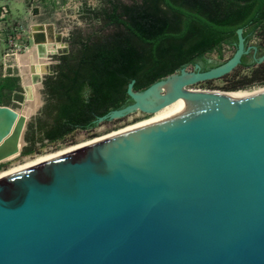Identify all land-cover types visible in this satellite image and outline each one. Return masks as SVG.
I'll use <instances>...</instances> for the list:
<instances>
[{"label":"water","instance_id":"1","mask_svg":"<svg viewBox=\"0 0 264 264\" xmlns=\"http://www.w3.org/2000/svg\"><path fill=\"white\" fill-rule=\"evenodd\" d=\"M235 34L227 61L131 80V103L93 124L191 101L178 113L0 177V264H264V91L191 88L241 64ZM26 122L0 105V163L21 155Z\"/></svg>","mask_w":264,"mask_h":264},{"label":"trees","instance_id":"2","mask_svg":"<svg viewBox=\"0 0 264 264\" xmlns=\"http://www.w3.org/2000/svg\"><path fill=\"white\" fill-rule=\"evenodd\" d=\"M100 14L106 33L78 37L55 58L43 82L44 119L27 129L29 147L21 155L36 143L89 131L97 117L130 104L131 80L140 91L197 61L206 63L207 54L222 58L223 45L235 47L238 28L246 45L264 22V0H133ZM256 67L251 79L264 72V62Z\"/></svg>","mask_w":264,"mask_h":264},{"label":"rangeland","instance_id":"3","mask_svg":"<svg viewBox=\"0 0 264 264\" xmlns=\"http://www.w3.org/2000/svg\"><path fill=\"white\" fill-rule=\"evenodd\" d=\"M133 0H0V7L8 10L9 19H0V105L14 111L21 112L29 104L26 98L24 82L30 80L28 64H18L17 56L26 54L34 44L47 41L53 51L44 58L45 72L41 75L37 85L34 84L33 96L38 97L40 106L27 118L23 134L24 145L22 151L29 147L25 136L29 126H35L37 118L44 119L42 109L46 96L42 82L51 74V67L56 64L55 58L69 48V45L78 37H94L103 35L107 29L103 28L101 18L102 10H110L119 4H131ZM248 56L244 64L237 66L232 72L220 79L198 83L192 86L195 90H217L221 92L237 90H252L264 87V72L258 79H251V71L256 69V64L264 62V22L246 43ZM253 48L256 51H253ZM235 47L223 45L222 58L216 52L205 56L204 62L197 66L208 68L218 66L227 61L233 54ZM186 71H193L186 67ZM263 78V79H262ZM24 81V82H23ZM151 115L140 112L131 113L120 119H112L95 125L89 131L76 129L55 142L36 143L31 147L28 155H19L11 161L0 163V171L8 169L11 165L21 164L27 158L52 152L64 146L74 145L81 141L103 136L112 131L133 125L145 120Z\"/></svg>","mask_w":264,"mask_h":264},{"label":"bare ground","instance_id":"4","mask_svg":"<svg viewBox=\"0 0 264 264\" xmlns=\"http://www.w3.org/2000/svg\"><path fill=\"white\" fill-rule=\"evenodd\" d=\"M53 51V47L52 45H50L47 41L45 42H41L38 44H34L33 48L31 50H29L26 54L21 55V56H17V62L18 64H23L26 62L28 65V69L30 71V80H28L27 82H24L23 85L25 87L26 90V98L29 101V104L26 108H24L21 112H18V115H23L26 118H28L30 115L34 114V112L37 110V108L40 106V101L38 99L37 96H33V91H34V84L37 85L38 80L40 79L41 75L44 74L45 72V64H44V58L45 56ZM175 78L168 80L166 83L160 85L158 87V90L160 91H168L172 84L174 83ZM264 91V87H259L256 89H252V90H239V91H227L222 93L223 95L226 96H231V97H244V96H250L253 94H257L260 92ZM157 91H154L151 96L153 99H155V95H156ZM191 101H185V100H177L176 102H174L173 104L163 108L162 110H160L159 112L147 117L145 120H142L140 122H137L133 125H129L127 127L121 128L119 130L116 131H112L110 133H107L103 136L97 137V138H91L88 140H84L81 141L77 144L74 145H68V146H64L61 147L59 149H56L52 152H47L44 154H41L39 156H35L32 158H27L24 160L23 163L21 164H14L11 165L8 169L6 170H2L0 171V177L12 173L14 171L20 170L22 168L31 166L33 164H36L38 162L44 161L46 159H49L51 157L57 156L59 154L65 153L67 151L76 149L78 147L84 146L86 144L92 143L94 141L100 140L102 138L114 135L116 133L149 123V122H153L159 119H162L164 117H167L169 115L178 113L179 111H181L183 108H185L188 103H190ZM17 156H12L11 158H8L6 161H11L12 159L16 158Z\"/></svg>","mask_w":264,"mask_h":264},{"label":"built area","instance_id":"5","mask_svg":"<svg viewBox=\"0 0 264 264\" xmlns=\"http://www.w3.org/2000/svg\"><path fill=\"white\" fill-rule=\"evenodd\" d=\"M9 14H8V10L6 9V7L1 6L0 7V19H9Z\"/></svg>","mask_w":264,"mask_h":264},{"label":"flooded vegetation","instance_id":"6","mask_svg":"<svg viewBox=\"0 0 264 264\" xmlns=\"http://www.w3.org/2000/svg\"><path fill=\"white\" fill-rule=\"evenodd\" d=\"M248 56V55H247ZM247 56H245V57H247ZM198 62H201V61H197L193 66H190V67H192V69H194V67L197 65V63ZM203 62V61H202ZM187 67H189V66H187ZM208 69V67L207 66H205V67H202V66H199L198 67V69L196 70V71H199V72H201V71H203V70H207ZM178 72V71H177ZM45 80V79H44ZM44 82V81H43ZM43 82H42V86H43V89H44V84H43Z\"/></svg>","mask_w":264,"mask_h":264}]
</instances>
